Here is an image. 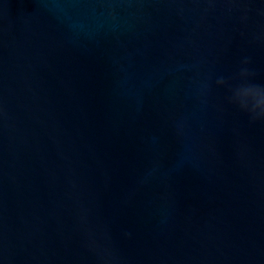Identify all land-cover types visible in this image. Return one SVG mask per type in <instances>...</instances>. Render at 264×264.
I'll use <instances>...</instances> for the list:
<instances>
[{"label":"water","instance_id":"obj_1","mask_svg":"<svg viewBox=\"0 0 264 264\" xmlns=\"http://www.w3.org/2000/svg\"><path fill=\"white\" fill-rule=\"evenodd\" d=\"M241 68L264 0H0V264H264Z\"/></svg>","mask_w":264,"mask_h":264},{"label":"clouds","instance_id":"obj_2","mask_svg":"<svg viewBox=\"0 0 264 264\" xmlns=\"http://www.w3.org/2000/svg\"><path fill=\"white\" fill-rule=\"evenodd\" d=\"M247 63V60L243 61ZM252 74L246 68H241L238 73L239 82L229 84L224 78L217 79V85H225L228 87V102L238 108L240 111L246 112L251 121L264 119V106L256 102V97L264 95V85L250 83L248 77Z\"/></svg>","mask_w":264,"mask_h":264}]
</instances>
